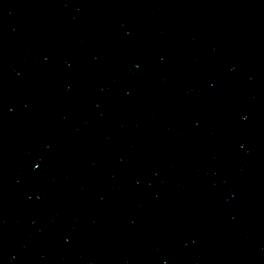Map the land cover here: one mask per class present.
Here are the masks:
<instances>
[{
    "label": "water",
    "instance_id": "water-1",
    "mask_svg": "<svg viewBox=\"0 0 264 264\" xmlns=\"http://www.w3.org/2000/svg\"><path fill=\"white\" fill-rule=\"evenodd\" d=\"M0 264H264V0H0Z\"/></svg>",
    "mask_w": 264,
    "mask_h": 264
}]
</instances>
